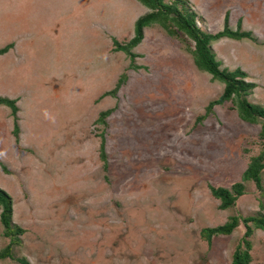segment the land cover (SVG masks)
<instances>
[{
  "label": "rangeland",
  "instance_id": "1",
  "mask_svg": "<svg viewBox=\"0 0 264 264\" xmlns=\"http://www.w3.org/2000/svg\"><path fill=\"white\" fill-rule=\"evenodd\" d=\"M188 1L201 30L219 33L228 17L251 34L212 49L222 68L247 74L257 86L248 100L264 107V0ZM147 13L137 0H0V49L12 46L0 56V96L19 109L16 134L0 106V188L25 231L15 259L232 264L244 223L210 243L202 231L264 214V171L261 190L243 181L263 151L262 121L244 122L231 101L199 120L225 86L196 67L192 41L146 28L138 69L116 50ZM237 183L245 194L221 210L211 187ZM253 230L251 264H264V231ZM9 243L0 224V251Z\"/></svg>",
  "mask_w": 264,
  "mask_h": 264
},
{
  "label": "trees",
  "instance_id": "2",
  "mask_svg": "<svg viewBox=\"0 0 264 264\" xmlns=\"http://www.w3.org/2000/svg\"><path fill=\"white\" fill-rule=\"evenodd\" d=\"M147 9L149 13L140 17L135 23V35L127 44H120L115 41L116 50L124 52L131 59V68L138 69L139 66L135 64L139 55L134 54L133 50L141 44L144 39V30L153 25H161L170 36L178 37L183 34L194 44V48L188 47L190 55L194 59L196 67L202 71L209 73L214 81H220L224 84V92L220 99L215 100L207 107L205 115L199 118L203 120L213 112L214 107L222 106L226 102H233L236 107L239 117L247 123L258 124L262 121L261 137L264 140V107L251 103L247 96H250L252 91L257 87L253 83L246 81L247 74L241 69L230 71L229 69L222 68V62L217 59L212 49V43L220 41L223 38H229L237 41L243 39H251L252 36L249 32H242L241 27L236 31L229 28L228 17L225 19V27L223 31L213 34L201 30L197 25V13L192 10L188 0H137ZM181 37V35H180ZM183 37V36H182ZM181 37V38H182ZM183 39V38H182ZM11 45L0 49V56L4 55L11 49ZM123 77L119 85L124 83ZM118 85V87H119ZM118 89V88H117ZM116 90L109 93L114 94ZM0 106H6L11 109L15 118V133L18 134L19 127L17 124V109L16 101L10 98L0 96ZM110 112H103L102 118L109 115ZM102 158H105L104 146L101 147ZM262 171H264V143L263 151L259 156L252 158L249 167L245 170L243 181H253L257 188H263ZM211 193L214 198L220 201V209L227 210L234 206L240 197L245 194V187L242 183H237L231 189L227 188H214L211 187ZM264 208V206H262ZM0 224L4 228V236L10 239L8 246L0 251V260L15 259L13 250L15 246L22 244L21 236L25 233L24 229L13 224V200L12 197L3 189L0 188ZM243 222L245 225L246 233L243 242L240 243L233 254L232 264H251L252 257L250 250L252 248L250 237L253 235L254 230L264 231V214H258L249 217H231L230 220L221 226L215 228H207L202 231L206 240L210 243L213 237L216 236H229L236 228ZM244 249H242L243 246ZM19 264H29L25 258L15 259Z\"/></svg>",
  "mask_w": 264,
  "mask_h": 264
},
{
  "label": "crops",
  "instance_id": "3",
  "mask_svg": "<svg viewBox=\"0 0 264 264\" xmlns=\"http://www.w3.org/2000/svg\"><path fill=\"white\" fill-rule=\"evenodd\" d=\"M3 97V96H2Z\"/></svg>",
  "mask_w": 264,
  "mask_h": 264
}]
</instances>
